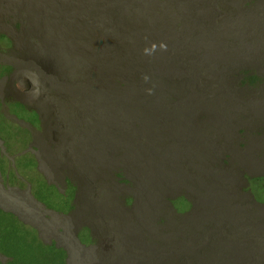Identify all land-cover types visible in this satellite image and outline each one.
Masks as SVG:
<instances>
[{
    "label": "rangeland",
    "instance_id": "obj_1",
    "mask_svg": "<svg viewBox=\"0 0 264 264\" xmlns=\"http://www.w3.org/2000/svg\"><path fill=\"white\" fill-rule=\"evenodd\" d=\"M195 33L211 41L199 79L215 100L120 95L124 51L144 50L134 44L148 36ZM0 35L12 44H0V65L13 67L0 72V101L42 120L35 128L3 108L31 134L23 153L0 139L21 169V182L0 172L4 209L62 247L68 264H264V0H0ZM32 156L35 195L51 200L55 184L40 188L42 175L59 193L72 181L75 211L34 199Z\"/></svg>",
    "mask_w": 264,
    "mask_h": 264
},
{
    "label": "trees",
    "instance_id": "obj_2",
    "mask_svg": "<svg viewBox=\"0 0 264 264\" xmlns=\"http://www.w3.org/2000/svg\"><path fill=\"white\" fill-rule=\"evenodd\" d=\"M170 37L148 36L146 40L141 39L138 44H134L143 47L144 50L124 51L121 54L125 57L124 72L126 75L124 78H116L114 81L116 86L124 89L121 90L120 95L135 96L137 91L142 100H196L199 96H205L206 100H215L217 94L210 84H206V92L203 89L204 83L200 84L201 80L199 79L201 75L203 76L202 72L205 68L210 65V58L213 54L209 48L210 39L208 40L203 33H195L190 38ZM0 44L5 51L12 46L11 41L5 35H0ZM0 69H2L0 72L7 74L13 70V67L0 65ZM239 76H242L246 82L254 84L259 80L258 76L249 70L240 71ZM87 78L88 74L82 70L75 83L80 85ZM164 89H170L173 92L172 96L160 97L159 93ZM136 101L137 103L127 105L130 110L139 109L138 100ZM5 105L10 107L11 113L18 120L30 123L35 128L41 127L42 120L35 109L27 107L23 102L0 101V138L4 140L9 152L17 144L21 145L22 149L16 153L23 152V148L28 146L31 141L30 130L12 122L3 111ZM155 107L151 109L154 114ZM162 111L165 114L163 108ZM23 132L28 134V141L21 137ZM5 158L1 159L0 156V170L4 174L8 169ZM2 161L6 165H2ZM29 161L30 168L37 170L36 159L31 158ZM25 165L28 167V164ZM17 166L19 167L18 163ZM118 175L121 176L119 173ZM260 178L258 180L264 182V177ZM32 180L34 179H31V183H33ZM44 181L40 182L39 186L48 190L49 186ZM52 189L50 201L43 200L44 197H39L38 194L36 198L47 207L57 211L69 212L74 209L76 187L73 183L68 182V190L65 193H59L55 186ZM179 198H176L174 202ZM129 201L132 202L133 199L129 198ZM0 254L7 258L5 262L0 261V264H67L68 257L66 251L58 247L55 242H44L34 227L20 220L14 213L4 210L1 206Z\"/></svg>",
    "mask_w": 264,
    "mask_h": 264
},
{
    "label": "clouds",
    "instance_id": "obj_3",
    "mask_svg": "<svg viewBox=\"0 0 264 264\" xmlns=\"http://www.w3.org/2000/svg\"><path fill=\"white\" fill-rule=\"evenodd\" d=\"M8 39V38H7ZM1 140H3L2 138H0ZM4 141V140H3ZM8 150V149H7ZM23 151H24V149H23ZM23 153V152H22ZM1 154V153H0ZM1 156V159H3V158H5V156H3L2 154L0 155ZM6 159V163H7V166H8V169H7V171H6V173L4 174V173H2V171L0 170V172H1V174H2V176L5 178V180L6 181H10V182H12V183H14L15 181H17V182H21V179L19 178V174H17L16 173V169L17 168H19L18 166H17V163H18V160H17V162L15 163V166H13L12 165V163L11 162H9L8 160H7V158H5ZM31 159V158H30ZM32 159H33V156H32ZM29 160V159H28ZM36 161H37V159H36ZM9 162V163H8ZM38 162V161H37ZM52 166H55V165H52ZM23 169H26V168H23ZM37 169H38V167H37ZM21 169H17V172L18 171H20ZM35 170L36 169H32V170H30V171H27V173H29V176L27 175V174H25V176H27V178H28V180H29V182L31 183V179H34V177L37 175H34L33 176V173L35 172ZM52 174H54V173H52ZM40 175H42V174H38V176H39V178H41L40 177ZM42 177L43 178H41V179H43L41 182H43L44 180L47 182H49V183H51V184H55V187H57V183H59V181L58 182H56L55 181V178H54V181H53V179L51 180V179H49L47 176H43L42 175ZM58 179V178H57ZM65 179H67L66 177H65ZM33 181V180H32ZM44 181V182H45ZM65 181V180H64ZM68 182H70V181H68ZM68 182H66L67 184V190H68ZM70 183H73L72 181L70 182ZM47 184V183H46ZM74 184V183H73ZM48 185V184H47ZM75 186V185H74ZM59 189V188H58ZM30 191H31V193H32V195H33V197H34V199L37 201V202H39V203H41L43 206H45L47 209H49V210H51V211H54V212H57V213H61V214H67V213H69V212H71V211H75V208H76V204H75V199H76V195H75V199H74V209L73 210H71V211H69V212H62V211H57L56 209H53V208H49V207H47L43 202H41V201H39L37 198H36V191H35V189H34V183H31V188H30ZM61 192V191H60ZM76 192H77V188H76ZM61 193H63V192H61ZM1 206V205H0ZM2 207V206H1ZM3 208V207H2ZM4 209V208H3ZM4 210H6V209H4ZM6 211H9V212H12L11 210H6ZM12 213H14V212H12ZM15 214V213H14ZM16 216H18L17 214H15ZM19 217V216H18ZM19 219L20 220H22L20 217H19ZM24 220V219H23ZM22 220V221H23ZM25 222V221H24ZM26 223V222H25ZM27 224H29L28 222H27ZM30 225V224H29ZM47 243H51V242H47ZM57 245V244H56ZM59 246V245H58ZM60 247V246H59ZM62 248V247H61ZM68 254V253H67ZM6 257H4L3 255H1L0 254V261L1 262H5L6 261ZM67 264H68V257H67Z\"/></svg>",
    "mask_w": 264,
    "mask_h": 264
},
{
    "label": "flooded vegetation",
    "instance_id": "obj_4",
    "mask_svg": "<svg viewBox=\"0 0 264 264\" xmlns=\"http://www.w3.org/2000/svg\"><path fill=\"white\" fill-rule=\"evenodd\" d=\"M29 201V200H28ZM30 202V201H29ZM29 207H34L33 205L32 206H30V205H28ZM36 211H38V210H36ZM39 212V211H38Z\"/></svg>",
    "mask_w": 264,
    "mask_h": 264
}]
</instances>
